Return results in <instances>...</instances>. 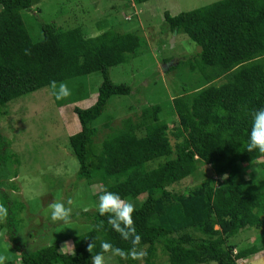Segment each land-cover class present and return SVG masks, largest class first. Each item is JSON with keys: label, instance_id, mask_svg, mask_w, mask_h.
<instances>
[{"label": "trees", "instance_id": "1", "mask_svg": "<svg viewBox=\"0 0 264 264\" xmlns=\"http://www.w3.org/2000/svg\"><path fill=\"white\" fill-rule=\"evenodd\" d=\"M128 1L139 6L149 0ZM32 3L0 0V116L12 100L53 81L66 85L99 72L93 103L73 107L79 122L68 137L74 179L99 185L96 199L107 189L132 203L140 241L123 239L97 207L75 214L90 227L72 239V252L56 245L23 250L14 229L19 211L9 210L0 185L6 209L0 224L19 253L3 264H89L106 253L101 242L122 249L125 256L117 257L127 264H153L157 245L168 264H241L264 250V153L246 149L250 113L264 107V0H216L176 15L163 12L168 34H184L199 47L173 65L188 68L194 82L170 97L165 117L155 102L128 105L115 117L102 114L111 97L133 92L130 84L113 82L109 69L146 47L134 8L126 5L124 12L130 27L108 25L90 34L82 26L42 23L34 39L25 24ZM75 83L76 95L85 96ZM100 117L98 131L93 122ZM190 177L195 183L179 187ZM241 232L253 235L249 243L230 242Z\"/></svg>", "mask_w": 264, "mask_h": 264}, {"label": "rangeland", "instance_id": "2", "mask_svg": "<svg viewBox=\"0 0 264 264\" xmlns=\"http://www.w3.org/2000/svg\"><path fill=\"white\" fill-rule=\"evenodd\" d=\"M213 1L216 0H149L134 6L128 0H33L26 12L25 24L34 39L40 38L42 23H54L63 28L82 26L85 32L95 34L108 25L130 27L132 22L126 21L130 16L124 12L126 5L134 8L140 32L147 41L146 47L140 46L139 53L129 62L109 69L113 82L130 84L133 92L111 97L102 114L115 117L128 105L155 102L160 103L165 117L170 97L194 82L188 68L183 64L179 67L173 65L179 59L193 55L199 47L184 34H168L163 12L176 15ZM141 15L148 18L146 24ZM163 58L169 61L163 63ZM101 79V74L94 72L65 81L70 95L59 101L51 94L50 85L40 88L9 102L6 113L0 116V185L6 187L5 195L9 198L5 200L10 203L9 210L13 213L19 211L14 229L23 250L56 245L61 251L70 253L72 239L90 227L75 214L98 207V197L96 199L93 195L97 196L101 187L74 179L77 162L68 148V137L79 131L73 107L91 105ZM77 81L84 86L85 96L76 95ZM101 119L93 122L98 131L102 128ZM173 119L170 118L171 123ZM249 165L254 167L253 163ZM193 183L194 178H186L179 187ZM12 185L14 191L7 188ZM64 195L70 198L65 200ZM59 201L71 209L74 218L70 215L67 222L51 220V205ZM0 225V256L4 257V262L15 260L19 253L7 240L6 224ZM252 237L249 232H241L231 237L230 242L242 246ZM102 255L104 264H127L111 251ZM152 261L153 264H168L161 246L157 245ZM238 262L264 264V250Z\"/></svg>", "mask_w": 264, "mask_h": 264}, {"label": "clouds", "instance_id": "3", "mask_svg": "<svg viewBox=\"0 0 264 264\" xmlns=\"http://www.w3.org/2000/svg\"><path fill=\"white\" fill-rule=\"evenodd\" d=\"M52 95L56 100H62L70 95L69 89L64 83L58 86L55 81L50 83ZM250 130L248 132V139L246 143L247 151L258 150L264 153V107H260L250 113ZM98 213L101 216L108 214V223L112 229L120 234L125 239H131L133 244H138L140 236L136 233L133 226V212L134 206L130 202H126L118 193L105 189L98 197ZM6 215V209L0 206V219ZM71 215V209L66 207L63 203L56 202L51 205L50 218L52 221L67 222ZM103 252H109L120 257L125 256V252L114 247L109 242H101L100 244ZM89 250V249H88ZM4 257L0 256V264H3ZM91 264H104V256L98 253L91 257Z\"/></svg>", "mask_w": 264, "mask_h": 264}]
</instances>
